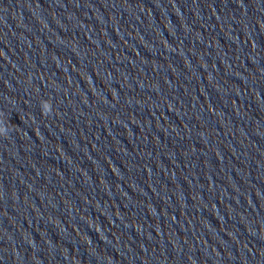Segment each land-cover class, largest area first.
<instances>
[{"label":"clouds","instance_id":"1","mask_svg":"<svg viewBox=\"0 0 264 264\" xmlns=\"http://www.w3.org/2000/svg\"><path fill=\"white\" fill-rule=\"evenodd\" d=\"M41 107H42V113L44 115H47L52 111L51 103L48 101H42ZM5 132H6V128L4 126L0 125V135L4 134Z\"/></svg>","mask_w":264,"mask_h":264}]
</instances>
